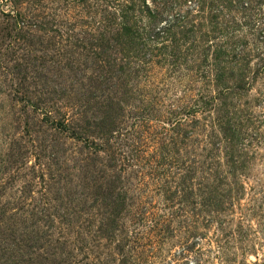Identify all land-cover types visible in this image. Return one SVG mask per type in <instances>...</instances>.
<instances>
[{
  "label": "rangeland",
  "instance_id": "374dc122",
  "mask_svg": "<svg viewBox=\"0 0 264 264\" xmlns=\"http://www.w3.org/2000/svg\"><path fill=\"white\" fill-rule=\"evenodd\" d=\"M0 264H264V0H0Z\"/></svg>",
  "mask_w": 264,
  "mask_h": 264
},
{
  "label": "trees",
  "instance_id": "16d2710c",
  "mask_svg": "<svg viewBox=\"0 0 264 264\" xmlns=\"http://www.w3.org/2000/svg\"><path fill=\"white\" fill-rule=\"evenodd\" d=\"M156 31V30H155ZM156 32H159V30L157 29V31Z\"/></svg>",
  "mask_w": 264,
  "mask_h": 264
}]
</instances>
